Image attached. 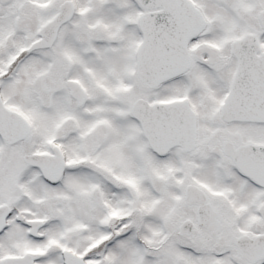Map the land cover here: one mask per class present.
I'll use <instances>...</instances> for the list:
<instances>
[{"label": "snow or ice", "instance_id": "1", "mask_svg": "<svg viewBox=\"0 0 264 264\" xmlns=\"http://www.w3.org/2000/svg\"><path fill=\"white\" fill-rule=\"evenodd\" d=\"M0 264H264V0H0Z\"/></svg>", "mask_w": 264, "mask_h": 264}]
</instances>
